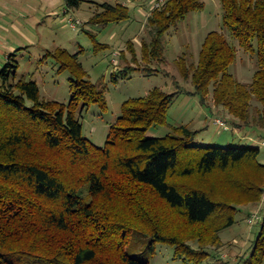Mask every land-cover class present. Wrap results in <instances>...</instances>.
Listing matches in <instances>:
<instances>
[{
  "label": "trees",
  "instance_id": "trees-1",
  "mask_svg": "<svg viewBox=\"0 0 264 264\" xmlns=\"http://www.w3.org/2000/svg\"><path fill=\"white\" fill-rule=\"evenodd\" d=\"M83 2L65 0L68 10ZM221 2L224 27L240 48L256 50L252 82L230 73L237 48L223 32L206 36L197 65H187L183 55L178 67L204 106L212 97L217 109L234 117V127L263 135L264 0ZM102 8L92 23L129 18L125 5ZM203 8L200 0H167L150 10L145 58L160 57L167 32ZM56 54L75 76L69 104L45 100L36 82L17 79L14 54L0 70V264H149L126 251L131 233L173 246L185 263L203 264L209 248L223 245L220 234L235 225L240 208L262 201L260 147L197 145L198 132L186 125H169L164 137L147 136L153 126L168 124L177 96L159 88L126 101L98 147L84 136L77 111L91 104L106 110L105 88L92 83L66 50ZM254 101L260 104L255 115ZM198 177L211 184L192 181ZM244 264H264V218Z\"/></svg>",
  "mask_w": 264,
  "mask_h": 264
},
{
  "label": "rangeland",
  "instance_id": "rangeland-1",
  "mask_svg": "<svg viewBox=\"0 0 264 264\" xmlns=\"http://www.w3.org/2000/svg\"><path fill=\"white\" fill-rule=\"evenodd\" d=\"M200 1L204 8L191 12L171 28L163 40V53L151 59L145 58L143 47L147 44L149 48L152 40L147 19L154 0H85L79 9L73 10L66 8L65 0H0V70L6 65L5 54H14L19 63L17 79L36 82L45 100L69 104L75 76L63 68L67 64L63 55L56 54L58 49L66 50L87 72L88 79L106 91V110L91 104L77 111L84 136L96 146H105L110 127L121 116L126 101L145 97L159 88L177 96L168 113V124L153 126L147 136L164 137L171 132L169 125H186L198 132L197 145L260 147L259 159L264 163V134L234 127V117L217 109L212 97L209 107L204 106L194 94L191 77L184 78L179 70L178 60L183 55L187 65H197L205 38L213 31L223 32L237 48L230 73L238 81L250 84L258 69L256 50L240 48L224 27L221 0ZM104 3L127 6L129 18L107 25L92 23L91 18L103 10ZM71 20L77 25L75 29ZM125 69L136 72L126 78L114 76ZM257 106L260 104L254 101L253 115ZM219 120L225 125L217 123ZM192 181L211 184V180L202 177ZM255 216L260 220L250 224ZM263 218L264 196L260 203L242 206L235 225L220 234L223 245L209 248L210 256L203 264H244L251 255ZM193 246L198 249L197 244ZM126 251L149 264H189L175 257L173 246L152 243L137 233L130 234Z\"/></svg>",
  "mask_w": 264,
  "mask_h": 264
},
{
  "label": "built area",
  "instance_id": "built-area-1",
  "mask_svg": "<svg viewBox=\"0 0 264 264\" xmlns=\"http://www.w3.org/2000/svg\"><path fill=\"white\" fill-rule=\"evenodd\" d=\"M167 0H154L153 6L151 7L150 10H155L157 8H161L162 6H164L166 4ZM77 24L80 23V21H76ZM72 23V27L75 29L77 27V25H75V22L73 23V20H71ZM217 123L221 124V125H225L224 122H221L220 120L217 121ZM262 146L264 147V143L262 144ZM259 217L255 216L254 218H252L251 220H249L250 224H255L257 221H259Z\"/></svg>",
  "mask_w": 264,
  "mask_h": 264
},
{
  "label": "crops",
  "instance_id": "crops-1",
  "mask_svg": "<svg viewBox=\"0 0 264 264\" xmlns=\"http://www.w3.org/2000/svg\"><path fill=\"white\" fill-rule=\"evenodd\" d=\"M5 56H6V60L5 61L7 62L9 54H5Z\"/></svg>",
  "mask_w": 264,
  "mask_h": 264
}]
</instances>
